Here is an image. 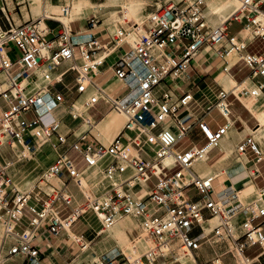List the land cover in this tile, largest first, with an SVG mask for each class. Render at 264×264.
<instances>
[{"label": "built area", "instance_id": "2783aa9c", "mask_svg": "<svg viewBox=\"0 0 264 264\" xmlns=\"http://www.w3.org/2000/svg\"><path fill=\"white\" fill-rule=\"evenodd\" d=\"M15 2L26 4V0ZM203 7L202 0H180L156 8L140 29L118 23L112 45L122 43L128 32L135 31V38L130 48L112 57V76L122 85L117 94L105 92L94 81L101 65L93 60L101 42L92 32L99 23L95 15L76 31L71 23L77 20L66 25L45 16L0 27V85H5L0 89V146L20 148L18 156L24 158L32 150L34 136L55 150L54 159L29 191L8 186V162L0 169V227L9 236L7 256L19 255L24 264H38L40 250L34 243L38 230L45 226L57 234L52 228L53 218L70 227L89 211L104 229L118 219L131 217L137 222L139 233L152 241L151 247L141 248L135 257L120 251L90 264H117L119 256L126 264H182L180 259L189 253L196 255L197 260L198 251L211 234L229 241L227 252L235 264H264V202L261 208L255 204L240 210L227 208L213 195L214 177L199 175L193 164L208 161L210 152L219 150V142L231 124L228 95L232 91L219 90L205 109L212 122H216L211 115L214 110L224 119V123H216V128H211L204 117L190 121L187 107L193 95L176 92L178 82L205 46L225 62L223 70L241 62V68H248L252 78L264 80V54L248 51L256 38L264 39V0H240L236 12L214 27L205 21ZM68 11V6H63L62 15L67 16ZM47 21L57 26L50 29ZM235 21L242 27L230 34L229 27ZM51 32L54 39H48ZM231 57L237 59L227 68ZM64 62L68 66L57 72ZM37 68L45 69V78L54 77L44 87L27 92L37 78ZM71 72L75 75L67 81ZM160 85L164 87L158 89ZM263 89L264 82H257L258 96ZM88 91L85 110L77 111L75 100ZM100 101L124 116L123 125L106 144L91 133L96 120L89 111ZM30 113L32 116L27 119L25 116ZM80 125L86 128L76 134ZM235 150L255 163L264 161V150L252 133L241 139ZM167 156L171 157V164L164 162ZM95 169L108 188L102 192L91 187L87 195L84 183L87 180L93 186ZM254 173L258 175L257 171ZM87 174L91 178L87 179ZM151 179L154 182L149 185ZM70 185L78 191L77 197ZM189 188L195 191L196 198L187 197ZM263 194L264 188L260 197ZM26 215L28 228L18 231V224ZM215 216L220 222L203 235V225ZM76 242L81 248L86 246L80 238ZM252 247L257 251L246 254ZM211 263L225 261L215 255Z\"/></svg>", "mask_w": 264, "mask_h": 264}, {"label": "crops", "instance_id": "0c3cea01", "mask_svg": "<svg viewBox=\"0 0 264 264\" xmlns=\"http://www.w3.org/2000/svg\"><path fill=\"white\" fill-rule=\"evenodd\" d=\"M228 1H231V0H204L205 7L203 10V15L206 19V22H207V19L215 22V17H216L214 14L209 13L207 9V3L215 8L219 4H222ZM236 1L239 3L238 0ZM11 3L14 4V8L16 6H18L19 8V12H16V14L18 15L19 24L27 19L33 18L31 15V11L30 10L28 11V9L26 10V14H27L26 17H25V14L23 15L22 6H21L22 4H17L14 0H0V27L1 28H7L9 24H16L15 18L13 14H11L10 9H9V6ZM27 6H28V2L26 0V4H24V7L26 8ZM238 6L239 5L233 8V4L231 3L230 12L233 11L232 14L236 12ZM32 11H33V15H37L35 11V6H33ZM77 21L81 22L79 29H83L85 22L83 25V20H77ZM218 24L219 23H217V25ZM46 25L50 29H53L57 26V24L53 21H47ZM92 32H95V30H92ZM48 39H54L53 32H51L48 35ZM256 40H261L264 44L263 38H256L254 41ZM254 41L252 43H254ZM252 43H250L249 46ZM249 46H248V51L264 54V50L263 51L261 50L262 52L252 51L249 49ZM122 50L123 49H118L114 51V55H110L108 58L104 57L105 62L102 67V73L99 76H96L97 82L100 83L103 86V88L111 92L115 91L116 88L118 87V84L113 79L112 72H111L110 65L113 59L112 57L119 56L122 53ZM103 54H105L106 56L105 51L101 49L98 51L96 56L101 57ZM79 61L80 60L78 59V62ZM65 63H67V65L62 66ZM68 64H69L68 62L62 63L57 68V72L64 70L68 66ZM224 65H225V62H223L215 54L214 50L209 46H205L196 55L187 75L184 76L181 79V81L178 82V87L176 90L178 94L189 92L193 95V101H191V103L187 107L189 114H191L192 116L190 121L196 122L198 119L204 117V120L210 125V127L211 125H213V127L216 128V123L217 124H222V123L218 122L217 120L215 123L212 122L211 119L205 115V109L208 106V104H211L214 101V97L219 90L221 89L230 90L234 85H236L238 82L244 79H248L252 87H255V88H256L257 82H260V81L264 82V80L261 77L252 78L249 74L250 70L246 67L245 69L241 68V69H237L236 71H233V69L236 66H231V68L227 71V70H223ZM230 65L231 64H228L227 68ZM245 70H247V72L242 74L241 77L238 78L239 74ZM72 73H74L75 75V72H71L66 76V79H68V77ZM74 75L69 80H72ZM42 84H43V81L40 78L36 81L33 88H38ZM1 85H4V84H1ZM163 87H164L163 85H160L158 86V89H162ZM247 93L245 94L241 92L239 95H236L235 93L230 92L228 95V101H229V97H232L235 101L239 103V105L245 111L244 116L240 115V116H236L235 118L228 117L231 124L228 130V133H227L228 134L227 141L232 143L233 148H235V145L241 139H243L246 135L251 134V130L255 129V127L258 124V120H264V117H255L256 114H254L253 111H251L248 107L245 106L244 101H247L251 97ZM88 94H89V91L81 95L79 100L76 102V106L82 105L83 103L82 100H84L85 98L87 99ZM229 103L231 104V101H229ZM1 104H3V102L0 103V105ZM256 104L257 105L264 104V89L261 91L260 95L257 97ZM112 117H113L112 111L109 109L107 113H105L104 116L98 119L93 117V119L96 120V125H95V129L92 130L91 133L99 141L105 144L107 143V139L114 135V129L113 130L111 128L106 129V126H107L106 121L108 119H111ZM123 122H124V119H123ZM250 122H252V124H249ZM85 128H86L85 126L81 128H79L78 126L76 130V134L81 133L82 131L85 130ZM195 131L196 132L198 131V128L196 127V125H195ZM227 141H225L224 138L222 139L220 143L219 152L222 151ZM10 157H13V156L11 155ZM250 158H246L248 162L251 161L252 163L248 165V162H247V167L253 170L252 171L253 173L249 175L251 178L250 181L243 184L239 188L233 189V190L236 191L238 195V199L240 200V202L244 204V206L248 204H255L258 206H262V204H256L255 202L249 203L246 200L249 196L257 193L258 190H261L264 188V161L255 163V161L252 158L251 159ZM6 162L7 161H6L5 154L0 149V169ZM210 163H212V166H210L209 168H205L202 172L203 174H208L209 172L220 167L219 163H221V160H216L214 158L213 160H211ZM240 164H244V162L241 160ZM235 166L237 165H233V166L230 165V166H227L226 169L228 168L231 169L232 171L229 170L230 171L229 173H231V172H234ZM247 167L245 166L244 168L247 170ZM226 169L219 170L216 173L225 172ZM256 171L258 175L254 173ZM218 178H221L222 180L225 179V173L218 174L215 179L216 192L222 189L229 188V187L224 188L222 187L221 184L217 183L216 180H218ZM15 180L20 184V186L26 187V188L29 187L31 185V179L29 178V168L18 172L15 175ZM69 189L71 192H73L76 195V197L78 196L79 193L75 189V187L70 185ZM137 189H138L137 190L138 195H140L141 190L139 187H137ZM263 197H264V194L261 196V199L264 202ZM24 219L26 220V222H23ZM212 219L214 218L208 219L206 224L203 225L204 234L208 233L211 230L210 228L207 232H205L204 227H209L208 222L211 221ZM76 223L86 225V227H80L82 228V231L77 232L75 230V227H73ZM18 227H21L22 229L28 228V216L27 215L20 221V223L18 224ZM106 230L107 229H103V227L101 226L100 220L93 213L89 211L81 215L79 219H77L70 227H68L65 231H62L60 234H53L47 229V227L43 226L41 229L38 230V234L34 239V243L38 246L40 250V259L38 261V264H74L77 260V257L81 253H86L87 257L91 256L90 258L92 260L90 261L87 259L86 261H81L80 263H77V264H90L100 259L103 255H108L110 257H113L116 254L120 253V251H122L123 253L129 256L139 255L141 253V248L145 249L151 246L152 241H150V239L144 238V236H142L141 233H139L137 222L130 217L120 219L111 228H109L107 231ZM75 238H80L81 242L83 244H86L84 248H81L80 244L76 242V246L79 247L80 249L79 252L81 251L80 253L78 252L79 254L76 253V251H73L74 249L73 246L75 244L74 243ZM132 239H134V242L131 241ZM71 248L73 249L71 250ZM7 249L4 251L3 254H4V258L8 260L9 264H24L22 263L23 258L19 255L7 256ZM190 255L193 257V261L196 262V264H198L195 255L193 253H190ZM122 257L123 256H119L118 258H116L117 264H126L125 262L122 261L123 259Z\"/></svg>", "mask_w": 264, "mask_h": 264}, {"label": "rangeland", "instance_id": "374dc122", "mask_svg": "<svg viewBox=\"0 0 264 264\" xmlns=\"http://www.w3.org/2000/svg\"><path fill=\"white\" fill-rule=\"evenodd\" d=\"M176 1L177 0H85L84 6H83V4L73 5L71 0H47V2H49L52 6L50 9V13H51L50 16H52L56 19H61L63 17L62 16V8L65 5L68 6V8H69L68 16H67L68 19H72V20H78L79 19V20H83V23H84L88 17L95 15L99 19V23H97V24H101V26L98 29H95L96 33L95 32L94 33L99 37V40H101L100 45L105 46L106 43L109 42L108 43L109 47L112 46V44H113L112 42H110L111 37L115 36V33H116L115 31L117 30V28H114V19L115 18L122 19L123 14L125 16L123 6L126 3L137 2L140 4H144L145 9L138 12L137 16L135 17L136 19L134 18L132 22H130V23L127 22V24H123V23H120L122 21H119L117 23L122 24L124 27H130L132 25H137V27H138V26H141V23H143L142 21L144 20V16L146 15V18H147V16L151 12H153L157 8L158 5L163 7L165 5H168V4H170L172 2H176ZM231 1L233 3V8H235L237 5H239V3L236 0H231ZM27 2H28V6L26 8L24 7V4L21 5L23 15L25 14V17H26V15H27L26 10L28 9V11L29 10L31 11V15L33 18H37V17L41 16V13H38L37 15H33V11H32L33 6H38V4H37L38 2L35 0H27ZM73 2L74 3L78 2V0H73ZM9 9H10L11 14H13V16L15 18V23L19 24L18 15L16 14V12H19L18 6H16L14 8V4L11 3L9 6ZM119 10H120V12H119ZM76 11H77V13H76ZM75 14H77V17L74 16ZM126 21H128L127 18H126ZM205 21H206V19H205ZM207 23L211 27H214L217 25L216 22H214L212 20H208V19H207ZM80 24H81V22L76 21V22L72 23L71 28L73 30H77L80 28ZM117 25H119V24H117ZM241 27H242V24L235 21L229 27L228 32L230 34L235 33ZM97 32H99V33H97ZM130 33L131 32H128V35L126 36V38L124 40L126 44L115 48V51L118 49H125L126 50L127 48H129L132 45V44L129 45V43H128L129 38H130ZM249 49L252 51L262 52L264 50V44L261 40H256V41H254V43H252L249 46ZM102 57H105V55H102ZM98 59L100 61L103 60V58H101L100 56L98 57ZM236 59H237L236 57H231L228 64H232ZM66 65H67V63L63 64L62 66H66ZM241 67H242V63L239 62L236 65V67L233 69V71H236L237 69H241ZM243 69H245V68H243ZM246 72H247V70L241 72L239 74L238 78H240L241 75L246 73ZM73 75H74V73L70 74V76L66 80H69L70 78H72ZM113 79L116 82H118L119 84H121V82L118 81L117 79H115L114 77H113ZM66 82L67 81H65V83ZM85 100H86V98L84 99V101ZM84 101H83V104H84ZM229 101H231V104H230L231 114L229 116L230 118H235L236 116H240V115L244 116L245 115V111L239 105V103L237 101H235L232 97H229ZM0 103H2L1 99H0ZM78 107H79V109H82V110L84 108L82 105H79ZM108 109H109L108 105L105 104L103 101H100L89 111V113L94 118L98 119V118L104 116L105 113H107ZM112 114L118 115L119 120H120L119 128H121V126L123 125V118L121 117V115H119L118 113H116L114 111H112ZM211 115L214 117L215 120H217L220 123H223V121H224L223 118L215 110L212 111ZM31 116H32V114L30 113V114H27L25 117L27 119H29V118H31ZM249 124H252V122H250ZM81 127H84V125L79 126V128H81ZM211 128H214L213 125H211ZM116 134L117 133H114L113 136L109 137L107 139V143H109ZM253 135L259 141V143L261 144V146L264 149V134L261 133V134H253ZM32 137L34 138V136H32ZM72 139H73V137L69 138V140H72ZM31 146H32V144H31ZM0 149L5 154L6 161L9 163L8 167L6 168V172L8 173L15 166V168H13V170H12L13 171L12 172L13 173L12 174V181H13L14 186L12 185L10 187H13L15 189L17 188V190L19 189L21 192L28 191L29 189H31L36 184L40 174L46 169V167L51 163V161L55 157L54 149L46 141L41 142V145L37 148V150L33 154H30V152H29V153H27L28 156L24 157V158L18 156L20 148L12 151V150L8 149V147H5V144H3L0 146ZM218 153H219V150H217L216 148L210 152V154H209L210 159L201 164V167L203 168V170L205 168H209L210 166H212V163H210V162H211V160H213L218 155ZM11 155L13 157H10ZM228 156L229 157L227 159H225V160L221 161V163H219L220 167L209 172L208 174H215L219 170H225L227 166H230V165L232 166L236 161H239V159H237V157L235 155V148L233 149L232 153L229 154ZM250 164H252L251 161L248 162V165H250ZM27 168H29V178L31 179V185L26 188V187L20 186V184L15 180V175L18 172H20L21 170H24ZM95 170H93V172H92L93 176L96 178L93 186L88 185L87 180H86V177L88 179V178H91V176L89 174H87V176L85 177L87 184L84 183L86 185L84 187V192L87 195H90V192H91L90 188L91 187H94L95 189H99L102 192L108 188L107 183H105L103 181V177L97 175L96 174L97 170L96 171ZM218 174H222V172L216 173V175H218ZM153 182H154V180L151 179L148 181V184L152 185ZM239 187L240 186H238L237 188H239ZM186 195L188 198H190V197L196 198L195 191L192 188H189L186 190ZM263 199H264V197H263ZM247 201L249 203H251V201H249V200H247ZM241 216L242 215H240V217ZM128 220H130V219H128ZM23 222H26V220L24 219ZM219 222H220V220L217 217H215L214 219L209 221L208 222L209 223L208 224L209 229L210 228L212 229L214 226L218 225ZM21 226H22V224H21ZM73 227H75V230L77 232H81L82 228H80V227H86V225L76 223ZM21 229H22L21 227L17 228L18 231H20ZM208 238H209V240L201 246L200 250L197 253L198 264H212L211 259L215 255L222 258L225 261V264H235L233 262V260L231 259V256L227 252L228 248H229L228 247L229 246L228 240L224 241L223 239H219L218 237H214L213 234L209 235ZM74 243H75L73 246L74 249L71 248V250L73 249V251H76V253H78L80 249H79V247L76 246V241H74ZM78 243L80 244V242H78ZM151 246H152V242H151ZM256 251H257L256 248L252 247V248L246 250V254L252 255ZM189 255H190V253L187 256H184L180 259L182 264H185L186 258H188ZM135 256H137V255H133L130 257L132 258ZM90 257H87L86 253H81L77 257V260L74 264L80 263L81 261H86L87 259L91 261L92 259ZM165 264H180V262L172 263L170 261H166ZM192 264H196V263L194 261H192Z\"/></svg>", "mask_w": 264, "mask_h": 264}, {"label": "bare ground", "instance_id": "6f19581e", "mask_svg": "<svg viewBox=\"0 0 264 264\" xmlns=\"http://www.w3.org/2000/svg\"><path fill=\"white\" fill-rule=\"evenodd\" d=\"M35 1L38 2L37 3L38 6H35L36 14L41 13V16H45V17H49V18H54V17L50 16L51 15L50 14V9H51L52 6H51V4L49 2H47V0H35ZM71 1H72V4L73 5H76V4L77 5H81V4H83V6H84V3H85V0H78V2H75V3L73 2V0H71ZM178 1H180V0H177L176 2H178ZM202 1L204 3V7H205V2H204V0H202ZM238 1L240 3V0H238ZM231 3H232V1L224 2L222 4H219L215 8L212 7L210 4L207 3V9H208L209 13L214 14L216 16L215 17V22L216 23L221 24V22L223 23L227 18H229L232 15V12L233 11L230 12L231 11ZM159 7H161V6L158 5L157 8H159ZM204 7H203V10H204ZM123 8H124L125 16L123 14L122 19H120V18H115L114 19V28H117V30L119 28V25H117L118 24L117 22L122 21L120 23H123V24H127V22L130 23L137 16L138 12H140V11H142V10L145 9L144 4H140V3H137V2H128V3H126L123 6ZM119 12H120V10H119ZM76 13H77V11H76ZM202 15H203V11H202ZM62 16L63 17L61 19H58V20H61L66 25L68 24L69 21L72 20V19H68L67 18L68 15L67 16L62 15ZM74 16L77 17V14H75ZM126 18L128 19V21H126ZM54 19H56V18H54ZM145 19H146V15L144 17L143 22L145 21ZM83 25H84V23H83ZM100 26H101V24H96L95 27L93 28V30L98 29ZM137 28L140 29V26H138ZM137 28L135 30H137ZM126 36L124 37L122 43L119 42L116 45H112L110 47L108 46L107 43H106L105 46H102L99 43L100 50L102 49L106 53L105 58H108L110 55H114L115 48H117V47H119L121 45H125L126 44L125 41H124L125 38H126ZM134 38H135V31L130 33V38H129V42H128L129 45H131L133 43ZM97 53H98V51L95 52V55H94V59L93 60L96 63H100L101 64L100 67L96 69L97 76H99L102 73V67L104 65L105 58L101 56V58H104V59L102 61H100L98 59V57L96 56ZM103 55H105V54H103ZM114 57H117V56H114ZM83 61L84 62L85 61L87 62V60H83ZM35 71H36V74H37V78L34 81V83H32L30 85V87L27 90V92H33V91H36V90L44 87L54 77V75H52L49 78H45V76H44L45 75V69L44 68H37V69H35ZM111 72H112V70H111ZM40 78L43 81V84L41 86H39L38 88H33V86L35 85L36 81L38 79H40ZM94 81L96 82V84L100 88H102L105 92H107L109 94H117L119 92V90L122 89V85L117 82L118 87L116 88L115 91L111 92V91H108L105 88H103V86L100 83L97 82L96 76L94 77ZM3 87H4V85H0V89H2ZM89 91L93 92V90H91V89ZM225 91H232L236 95H239L241 92H244V91H246L248 93H253V96H251L247 101H244V104L251 111H253L254 114H256L255 117H264V104H259V105L256 104V99L258 97L257 94L259 92L256 90V88L252 87V85L248 81V79H244V80L238 82L230 90H225ZM79 98L76 99L75 100V103H74V108L77 109V111H81L82 110V109H79L78 106H76V102L79 100ZM82 101H84V100H82ZM82 106L84 107V104L83 103H82ZM84 110H85V107L83 108V110L81 112H83ZM116 113H118V112H116ZM118 114L121 115L123 117V119H124V116L121 113H118ZM112 116L113 117L111 119H108L106 121V124H107L106 129H109V128H111L112 130L114 129V133H117L119 131V129H120L119 128L120 120H119L118 115L112 114ZM95 125H96V122H95ZM95 125L91 129V131L95 129ZM77 128L78 127H76L75 130H77ZM227 133L222 137V139L224 138L225 141H227V138H228V134ZM251 133H254V134H261V133H263L264 134V120H258L257 126L255 127V129L251 130ZM222 139L219 142V148H220V143H221ZM41 142H43V141L41 139L36 138V137H34V138L31 139V143L30 144H32V150L30 151V154H33L37 150V148L41 145ZM233 149L234 148H233L232 143H230V142L227 141L226 144L224 145V148L222 149L221 152H219V154L215 157V159L216 160H221V161L227 159L229 157L228 155L232 153ZM235 155H236L237 159H239V161H236L233 164V165H237V166H235L234 172L229 173L230 172L229 170H231V169L228 168V169H226L225 172H222V174L225 173V179L222 180L221 178H218V180H217V183L221 184L222 187H224V188L229 187V188L222 189V190H220L218 192H216V186H215V179H216L217 175L216 174H203L202 173L203 172V168L201 167V164L204 163V162H206V161H204V160H198V161L194 162L193 164H194V168L199 172V175H201V176H204V175H212L214 177V182H213L214 193H213V195H214V197L216 198V200L219 203H221L222 205L226 206L227 208H237V209L240 210L241 208H243L245 206H244V204L242 202H240V200L238 199V195H237L236 191L233 190V189H237L238 186H242L243 184L249 182L250 179H251L249 175H251V173H253L252 172L253 170H251V169H249L247 167V162L248 161L246 160V158L244 156L240 155L236 150H235ZM241 160L244 162V164H240L241 163ZM164 162L166 164H171L172 163L171 157L170 156H167L164 159ZM245 166L247 167V170L244 168ZM13 168H15V166ZM13 168L11 169V171L8 172L9 175H10V179H11V182L8 184L9 187L13 185V182H12V170H13ZM246 200H249L251 202H255L256 204H262L263 205V201H262V199L260 197V190H258L257 193L249 196ZM256 206L257 207H260V208L262 207V206H258V205H256ZM215 217L219 218L218 216H215ZM215 217H211V218H215ZM123 218H126V217H123ZM123 218H121V219H123ZM119 220L120 219H118L117 221H119ZM219 220H220V218H219ZM52 223H53L52 228L57 232V234H60L62 231H65L68 228L66 222H62V221L58 220L57 218H53L52 219ZM204 228H205V232H207L209 230V227H204ZM107 229H109V228H107ZM203 235H205V234L203 233ZM77 240H78V238H75L74 239V241H77ZM8 245H9V236L4 235L3 232H2V228L0 227V263L1 264H9L8 260L6 258H4V254H3L4 251L7 249ZM192 261H193V257L191 255H189V257L186 258L185 264H192Z\"/></svg>", "mask_w": 264, "mask_h": 264}]
</instances>
